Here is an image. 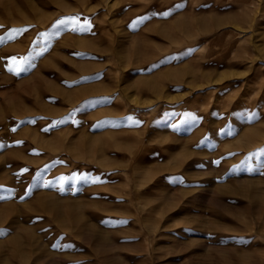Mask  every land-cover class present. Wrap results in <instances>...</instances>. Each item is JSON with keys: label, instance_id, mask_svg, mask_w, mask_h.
I'll return each mask as SVG.
<instances>
[{"label": "rangeland", "instance_id": "1", "mask_svg": "<svg viewBox=\"0 0 264 264\" xmlns=\"http://www.w3.org/2000/svg\"><path fill=\"white\" fill-rule=\"evenodd\" d=\"M0 264H264V0H0Z\"/></svg>", "mask_w": 264, "mask_h": 264}, {"label": "snow or ice", "instance_id": "2", "mask_svg": "<svg viewBox=\"0 0 264 264\" xmlns=\"http://www.w3.org/2000/svg\"><path fill=\"white\" fill-rule=\"evenodd\" d=\"M74 19V18H73ZM57 23H63V21H58ZM85 23H87V21H85ZM13 32H17V31H22V30H12ZM12 60H15V57L11 58ZM15 71H19V68L14 69Z\"/></svg>", "mask_w": 264, "mask_h": 264}, {"label": "bare ground", "instance_id": "3", "mask_svg": "<svg viewBox=\"0 0 264 264\" xmlns=\"http://www.w3.org/2000/svg\"><path fill=\"white\" fill-rule=\"evenodd\" d=\"M54 210H55L54 208L49 209V213L50 214L54 213Z\"/></svg>", "mask_w": 264, "mask_h": 264}]
</instances>
